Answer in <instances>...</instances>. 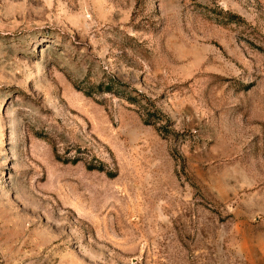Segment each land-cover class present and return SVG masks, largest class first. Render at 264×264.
<instances>
[{
  "label": "rangeland",
  "instance_id": "rangeland-1",
  "mask_svg": "<svg viewBox=\"0 0 264 264\" xmlns=\"http://www.w3.org/2000/svg\"><path fill=\"white\" fill-rule=\"evenodd\" d=\"M0 264H264V0H0Z\"/></svg>",
  "mask_w": 264,
  "mask_h": 264
},
{
  "label": "trees",
  "instance_id": "trees-1",
  "mask_svg": "<svg viewBox=\"0 0 264 264\" xmlns=\"http://www.w3.org/2000/svg\"><path fill=\"white\" fill-rule=\"evenodd\" d=\"M97 87L99 89L106 90V91H114V92L120 93V94L125 93V90H123L121 88H118L115 85V79H110V77H109V80H107V81H100V82H98ZM133 99L140 100L141 98H140V96H135L134 95L133 96Z\"/></svg>",
  "mask_w": 264,
  "mask_h": 264
}]
</instances>
